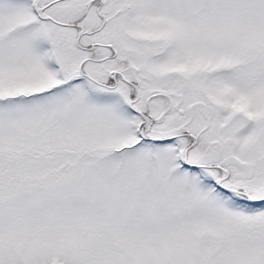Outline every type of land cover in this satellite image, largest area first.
I'll return each instance as SVG.
<instances>
[{
	"label": "snow or ice",
	"instance_id": "obj_1",
	"mask_svg": "<svg viewBox=\"0 0 264 264\" xmlns=\"http://www.w3.org/2000/svg\"><path fill=\"white\" fill-rule=\"evenodd\" d=\"M0 264H264V0H0Z\"/></svg>",
	"mask_w": 264,
	"mask_h": 264
}]
</instances>
